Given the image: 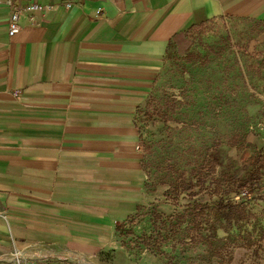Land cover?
<instances>
[{"label":"crops","instance_id":"crops-1","mask_svg":"<svg viewBox=\"0 0 264 264\" xmlns=\"http://www.w3.org/2000/svg\"><path fill=\"white\" fill-rule=\"evenodd\" d=\"M77 2L13 37L0 4V260L107 248L144 199L138 116L172 43L216 20L264 40V0Z\"/></svg>","mask_w":264,"mask_h":264},{"label":"rangeland","instance_id":"rangeland-1","mask_svg":"<svg viewBox=\"0 0 264 264\" xmlns=\"http://www.w3.org/2000/svg\"><path fill=\"white\" fill-rule=\"evenodd\" d=\"M260 34L216 20L172 43L138 116L144 199L107 248L71 261L14 253L0 264H264ZM220 201L228 217L209 219Z\"/></svg>","mask_w":264,"mask_h":264},{"label":"built area","instance_id":"built-area-1","mask_svg":"<svg viewBox=\"0 0 264 264\" xmlns=\"http://www.w3.org/2000/svg\"><path fill=\"white\" fill-rule=\"evenodd\" d=\"M78 0H65L64 5L70 8L76 5ZM1 5H5L11 9V17L9 20V36L13 37L19 33L21 26L20 21L23 16L28 15L31 23L36 22L34 13H42L48 10L49 6H44L40 3V0H0ZM101 9L99 10V13ZM24 260V259H23ZM19 264H28L27 261L20 262Z\"/></svg>","mask_w":264,"mask_h":264},{"label":"trees","instance_id":"trees-1","mask_svg":"<svg viewBox=\"0 0 264 264\" xmlns=\"http://www.w3.org/2000/svg\"><path fill=\"white\" fill-rule=\"evenodd\" d=\"M200 26V25H199ZM199 26H196L192 29H195ZM228 210V212H226ZM233 211V210H232ZM231 212V209L228 207L227 204H224L222 201H220L218 204L215 205V208L210 212L209 214V219H214V218H222V217H228L229 213ZM199 214L195 215V223H199L200 218Z\"/></svg>","mask_w":264,"mask_h":264}]
</instances>
